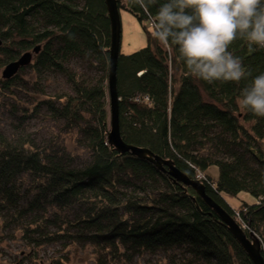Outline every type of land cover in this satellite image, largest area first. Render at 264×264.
I'll use <instances>...</instances> for the list:
<instances>
[{
	"label": "trees",
	"instance_id": "trees-1",
	"mask_svg": "<svg viewBox=\"0 0 264 264\" xmlns=\"http://www.w3.org/2000/svg\"><path fill=\"white\" fill-rule=\"evenodd\" d=\"M122 1L120 9L137 19L146 38L145 46L118 56L122 140L199 179L246 233L260 238L264 257V117L238 106L242 89L264 73V50L236 40L229 51L252 75L209 84L189 76L174 48L153 39L151 18L166 0L147 12L134 0ZM0 40V69L38 48L16 75L0 74V99L12 101L15 119L11 135L0 130L1 229L17 231L34 248L89 245L96 264L158 251L177 256L179 264H254L219 216L166 166L158 170L108 143L104 0H0ZM25 69L30 77L23 80ZM56 74L67 91H46ZM19 83L28 84L30 105L19 99ZM38 117L57 125L40 140L23 129ZM61 131L77 134L78 144L70 147ZM242 191L253 199L240 198ZM226 196L239 198L237 207Z\"/></svg>",
	"mask_w": 264,
	"mask_h": 264
},
{
	"label": "clouds",
	"instance_id": "clouds-1",
	"mask_svg": "<svg viewBox=\"0 0 264 264\" xmlns=\"http://www.w3.org/2000/svg\"><path fill=\"white\" fill-rule=\"evenodd\" d=\"M157 0H134L146 12ZM151 35L174 48L187 74L209 84L250 77L240 57L229 51L236 40L264 50V0H166L151 18ZM242 112L264 117V73L242 89Z\"/></svg>",
	"mask_w": 264,
	"mask_h": 264
},
{
	"label": "rangeland",
	"instance_id": "rangeland-1",
	"mask_svg": "<svg viewBox=\"0 0 264 264\" xmlns=\"http://www.w3.org/2000/svg\"><path fill=\"white\" fill-rule=\"evenodd\" d=\"M119 11L121 19L120 52L125 54L145 46V33L140 23L127 10L121 8ZM145 23L151 28L150 22L145 21ZM2 68L0 69V74ZM74 68L79 70L77 65H74ZM19 74L23 80L29 79L30 77L28 69L19 72ZM51 78L53 82H45L47 92L67 91L68 88L63 76L56 74ZM19 85V88L23 90L19 92V99L27 105H30L32 98L29 96L30 89L27 86L28 84L19 83ZM4 101L5 103H2L0 99V130L4 131L7 135H11L14 131L13 124L15 123V119L9 111V104L12 101H9V99H5ZM53 125L54 130H57V125L53 124L47 118L38 117L28 121L27 125L25 124L23 126V129L27 133H30L28 131L37 132L35 137L40 140L49 134V130L52 129ZM60 134V137L63 140L66 139L70 147H75L78 144L76 140L77 134L66 133L65 131L64 133L61 131ZM27 184L28 182H25L23 188ZM239 197L249 202L253 199L245 191L240 192ZM226 199L233 207H237L240 202L237 197L226 196ZM11 236L12 233L10 230L0 228V264H96L92 247L86 244L65 246L58 242H52L34 248L32 247L33 245L29 246L17 231H15V236ZM60 260L62 263H60ZM114 264H179V258L175 255L167 254L165 251H158L155 254L143 253L135 255L130 260L122 259Z\"/></svg>",
	"mask_w": 264,
	"mask_h": 264
},
{
	"label": "water",
	"instance_id": "water-1",
	"mask_svg": "<svg viewBox=\"0 0 264 264\" xmlns=\"http://www.w3.org/2000/svg\"><path fill=\"white\" fill-rule=\"evenodd\" d=\"M122 0H104L110 21V47L108 70H107V88H108V107H109V128L107 132V141L119 153H129L138 158L151 162L158 170H164L167 167V173L170 174L174 180L181 182L183 186L191 187L194 192L219 216L221 221L226 225L228 231L248 254L254 264H264V257L261 254L260 238L252 231L245 232L237 221L227 213L219 204H217L206 192L203 183L199 179H193L180 171L170 159H164L161 156L153 153L145 147H138L135 145L125 143L119 131V109H118V95L116 88V69L117 61L120 52L121 42V19L119 3ZM1 43V40H0ZM24 51L15 60L7 62L2 70L1 76L10 78L17 74L20 68L27 66L32 59L34 52Z\"/></svg>",
	"mask_w": 264,
	"mask_h": 264
}]
</instances>
